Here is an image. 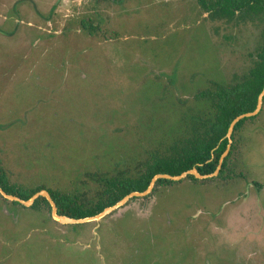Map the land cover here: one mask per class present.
Instances as JSON below:
<instances>
[{"label": "rangeland", "instance_id": "obj_1", "mask_svg": "<svg viewBox=\"0 0 264 264\" xmlns=\"http://www.w3.org/2000/svg\"><path fill=\"white\" fill-rule=\"evenodd\" d=\"M262 30L198 0H0L9 183L87 194L93 173L133 176L197 92L248 69ZM257 114L234 134L231 181L182 178L78 224L0 198V264H264V101Z\"/></svg>", "mask_w": 264, "mask_h": 264}, {"label": "trees", "instance_id": "obj_2", "mask_svg": "<svg viewBox=\"0 0 264 264\" xmlns=\"http://www.w3.org/2000/svg\"><path fill=\"white\" fill-rule=\"evenodd\" d=\"M198 2L206 14L213 15L216 19L230 22L236 18L242 21L261 22L263 24L262 41L256 49L250 66L235 82H212L207 88L197 92L196 107L186 106L181 109L180 123L176 131L170 133V137L159 144L164 150L162 154L155 156L149 162L146 158L141 164L142 168L129 178H113L106 175L98 177L97 173L91 174L90 177L98 182V187L92 193L83 194L82 191L71 193L45 187L24 190L17 183H9V175L2 167H0V187L6 193L22 199H28L40 189H46L56 203L59 214L83 218L99 213L131 191L145 190L151 178L157 173L177 175L193 167L201 174L213 172L227 145L224 134L229 123L237 115L255 108L256 96L264 85V0H198ZM80 26L81 29H88L90 35H92L91 30L92 32L95 30L91 26H88L90 29L87 28L82 20H80ZM257 115L244 117L235 124L229 152L224 157L217 176L198 179L189 174L184 178L192 181L218 179L226 182L234 180L237 175L240 176V172L236 173L234 169L233 152L236 148L234 134L246 121L253 120ZM179 181L159 178L151 191H154L156 187ZM0 198L24 208L16 201L7 200L1 195ZM40 205L49 211L50 205L42 196H39L29 208H38Z\"/></svg>", "mask_w": 264, "mask_h": 264}, {"label": "water", "instance_id": "obj_3", "mask_svg": "<svg viewBox=\"0 0 264 264\" xmlns=\"http://www.w3.org/2000/svg\"><path fill=\"white\" fill-rule=\"evenodd\" d=\"M256 97H257L256 106L252 111L237 115L229 123L226 134H224L225 137L227 138L226 148L222 152V154L220 155L219 160H218V164H217L215 170L211 173L201 174L194 167L191 169L185 170L183 172H180L177 175H170V174H166L165 172L164 173H157L151 178V180H150V182H149V184L145 190H143V191H131L128 194H126V196H123L120 200H118L115 204L105 207L103 210H101L99 213H97L93 216H87V217H83V218H75V217H69L67 215L59 214L58 210H56L57 209L56 203L54 202L51 195L49 194V192L46 189H40L37 192L33 193L28 199H22L19 196L6 193L0 187V195L2 197H4L5 199L10 200V201H16L25 207H30L39 196H42L47 200V202L50 205L49 210H50V215H51L52 219H54L55 221H57L61 224H70V223H77L78 224V223H84V222L100 219V218L104 217L105 215L109 214L110 212H112L114 209L118 208L119 206L126 204V202L132 197H141V196L143 197V196L148 195L149 192H151V190L153 189V186H154L156 180L159 178H165V179H169V180H173V181H178V180H181L182 178L186 177L189 174L193 175L194 177H196L198 179L217 176L218 175L217 173H219V171H220L222 161H223L224 157L227 155L228 150L231 146V143H232V135L231 134L233 132L235 124L240 119H242L244 117L254 116L259 112V110L262 106L263 97H264V85H263L261 91L259 92L258 96H256Z\"/></svg>", "mask_w": 264, "mask_h": 264}, {"label": "flooded vegetation", "instance_id": "obj_4", "mask_svg": "<svg viewBox=\"0 0 264 264\" xmlns=\"http://www.w3.org/2000/svg\"><path fill=\"white\" fill-rule=\"evenodd\" d=\"M233 83V82H232ZM201 105H202V103H201ZM261 109V108H260ZM260 111V110H259ZM228 152H229V150H228Z\"/></svg>", "mask_w": 264, "mask_h": 264}]
</instances>
